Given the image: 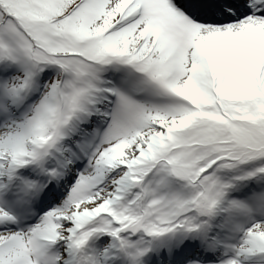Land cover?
Instances as JSON below:
<instances>
[{
    "label": "snow or ice",
    "instance_id": "snow-or-ice-1",
    "mask_svg": "<svg viewBox=\"0 0 264 264\" xmlns=\"http://www.w3.org/2000/svg\"><path fill=\"white\" fill-rule=\"evenodd\" d=\"M0 264H264V0H0Z\"/></svg>",
    "mask_w": 264,
    "mask_h": 264
}]
</instances>
